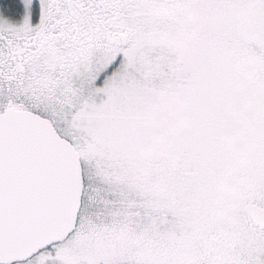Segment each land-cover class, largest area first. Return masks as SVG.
<instances>
[{"label":"snow or ice","instance_id":"6c2138e0","mask_svg":"<svg viewBox=\"0 0 264 264\" xmlns=\"http://www.w3.org/2000/svg\"><path fill=\"white\" fill-rule=\"evenodd\" d=\"M0 264H264V0H0Z\"/></svg>","mask_w":264,"mask_h":264}]
</instances>
